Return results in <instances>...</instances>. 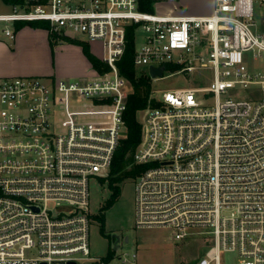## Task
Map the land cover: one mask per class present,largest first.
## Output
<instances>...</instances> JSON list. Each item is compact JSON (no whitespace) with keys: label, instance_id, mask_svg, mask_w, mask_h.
Returning <instances> with one entry per match:
<instances>
[{"label":"built area","instance_id":"1","mask_svg":"<svg viewBox=\"0 0 264 264\" xmlns=\"http://www.w3.org/2000/svg\"><path fill=\"white\" fill-rule=\"evenodd\" d=\"M5 3L11 39L17 23L45 22L53 37L98 43L105 69L0 77V264H107L91 254L90 185L110 173L124 130L131 85L118 62L131 28L135 65L148 72L213 70L208 86L153 91L158 104L142 111L134 160L149 166L135 178V226L203 235L195 264L231 253V264H264V0H213L210 14L185 16L141 0Z\"/></svg>","mask_w":264,"mask_h":264},{"label":"rangeland","instance_id":"2","mask_svg":"<svg viewBox=\"0 0 264 264\" xmlns=\"http://www.w3.org/2000/svg\"><path fill=\"white\" fill-rule=\"evenodd\" d=\"M155 6V3H154ZM155 8V7H154ZM11 7L0 0V12L10 11ZM155 10V9H154ZM156 11V10H155ZM5 21L0 20V65H11L13 62L33 68L53 67L61 69H73L80 61L75 50L63 48L65 44H77L86 40L84 35H78L77 39L54 42L50 38V33L45 35L38 32H29L20 36L16 51V43L5 34ZM31 26L29 22L26 25ZM35 28V27H34ZM39 28V27H36ZM143 32L138 33V44L142 42ZM49 45V49L46 46ZM3 45V46H2ZM7 45L16 53L15 60H9L5 54ZM79 45V44H77ZM91 51L101 57L102 48L89 43ZM95 48V49H94ZM143 67V66H139ZM143 68L147 69L146 66ZM167 70L163 77L153 79V91L161 96L163 91L178 87H202L208 86L213 80V70L211 68H199L191 72H173ZM94 73L92 70L90 74ZM88 74V75H90ZM48 81L47 79H45ZM131 92L129 85L124 87L125 96L128 98ZM238 96H248L244 90L235 92ZM144 113H139V119L143 121ZM135 181L127 179L121 184V193L118 200L105 211V231H101L100 221L94 216L98 214L101 207L110 196V189L107 184H103L98 177L91 180L90 211L92 213L90 227V247L91 254L95 257L108 258L107 264H129L124 261L127 254L137 253L138 264H195L198 258L206 251L207 241L203 235H192L184 239H176L173 230L162 227L137 228L135 226ZM122 235L119 248L114 250L112 235ZM128 237V241L126 238ZM236 259L235 254H228L226 264H231ZM85 264H96L86 262Z\"/></svg>","mask_w":264,"mask_h":264},{"label":"trees","instance_id":"3","mask_svg":"<svg viewBox=\"0 0 264 264\" xmlns=\"http://www.w3.org/2000/svg\"><path fill=\"white\" fill-rule=\"evenodd\" d=\"M9 2L10 0H4ZM155 0H141V9L148 12H154ZM27 22H19L16 28L26 25ZM32 27L46 28L47 24L41 21H31ZM50 38L54 42L68 40L62 37ZM76 40V39H71ZM88 59L92 67L97 71L105 69V65L101 58L95 55L86 41L77 42ZM136 53L135 29L131 28L128 33V44L126 51L118 62L121 73L129 80L131 92L127 100V109L124 114V130L120 137V142L116 150L110 173L101 177L100 181L107 184L110 189V196L105 204L101 207L98 214L94 216L100 221L101 231H105V211L109 209L118 200L121 193V184L127 179L136 178L137 175L145 170L149 164H138L134 160L135 153L142 141L143 130L142 123L139 119V113L149 105H157L158 103L151 98L153 92V78L147 69L135 65L134 57ZM172 69L174 67H171ZM108 260V258H107Z\"/></svg>","mask_w":264,"mask_h":264},{"label":"crops","instance_id":"4","mask_svg":"<svg viewBox=\"0 0 264 264\" xmlns=\"http://www.w3.org/2000/svg\"><path fill=\"white\" fill-rule=\"evenodd\" d=\"M155 12L165 15L173 16H185V15H207L210 14L213 10V0H155ZM16 37L14 42L16 43V51L18 47V40L20 36L25 35L29 32H38L48 37L49 33L42 28H34L32 26H25L22 28L16 29ZM3 43H0V45ZM94 47H101L98 43H91ZM3 46V45H2ZM46 46L49 49V45L46 42ZM5 54L9 60H15V52H13L10 47L4 45ZM63 48H72L76 51L80 63L73 69H61L53 67H44V68H33V67H24L15 62L11 65H0V77H15V76H39L45 79H56V78H79L85 77L91 73L93 70L92 64L86 54L84 53L82 47L77 44H65ZM95 49V48H94ZM98 56V55H97ZM100 57V56H99Z\"/></svg>","mask_w":264,"mask_h":264},{"label":"water","instance_id":"5","mask_svg":"<svg viewBox=\"0 0 264 264\" xmlns=\"http://www.w3.org/2000/svg\"><path fill=\"white\" fill-rule=\"evenodd\" d=\"M166 69V66H160V67H156V66H151L150 69H149V73H150V76L152 78H158V77H161L164 75V71ZM116 238V239H115ZM112 239H115L114 240V244H113V247H114V250H117L119 248V235H112ZM126 241H128V237L126 238ZM72 264H75L74 262H72Z\"/></svg>","mask_w":264,"mask_h":264},{"label":"flooded vegetation","instance_id":"6","mask_svg":"<svg viewBox=\"0 0 264 264\" xmlns=\"http://www.w3.org/2000/svg\"><path fill=\"white\" fill-rule=\"evenodd\" d=\"M121 238H122V235H119V239L121 240ZM116 239V238H115ZM115 239H112V241L114 242V240ZM120 240H119V242H120Z\"/></svg>","mask_w":264,"mask_h":264}]
</instances>
